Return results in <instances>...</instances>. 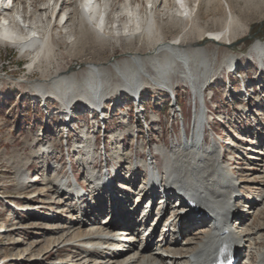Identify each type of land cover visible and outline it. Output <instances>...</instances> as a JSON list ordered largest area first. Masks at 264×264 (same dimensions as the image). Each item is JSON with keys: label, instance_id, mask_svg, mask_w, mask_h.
Masks as SVG:
<instances>
[{"label": "bare ground", "instance_id": "6f19581e", "mask_svg": "<svg viewBox=\"0 0 264 264\" xmlns=\"http://www.w3.org/2000/svg\"><path fill=\"white\" fill-rule=\"evenodd\" d=\"M1 1L4 0H0V10L4 11L6 7ZM173 1L176 8L168 7L165 12L166 20L160 21L157 17L158 0H146L145 5L139 0H124L122 7L116 8L110 13V18H108L107 12L111 9V0H75L79 10L76 14L77 22L75 29L70 30V38L65 41L69 43L70 47L67 53L72 57L77 58V55L72 51L76 45L90 51L89 59L77 62L84 67L82 79H77L73 69H63L55 70L48 76L29 80L35 94L41 97L56 98L66 111L64 113L67 114L75 100L78 99L85 102V105L91 109L97 110L104 106L108 93L127 92L131 99H136L148 82L169 92L172 90L170 76L174 73H177L194 92H197L198 96H195V99L201 100L200 112L194 113L192 133L187 134L185 140L180 137L170 147L165 142L153 144L148 150V154L152 158L150 161L147 158L136 157L133 168H139L142 165L149 172L150 179L143 182L144 185L141 187L138 184L134 187L129 185L133 172L129 177H125L123 184L126 191H119L118 196L123 197L122 203L128 207L126 212L122 209L120 213H113L109 220H105L106 216L98 218L97 216L104 209L102 208V198L87 203H85L86 199L78 200L79 205L75 204L72 210L76 216L75 222L74 220H61L57 217L55 220L51 216L44 215L42 211V213L38 212L39 215H43L39 219L35 218V222L44 220L58 224L43 227L50 231L45 235V239L55 236L57 244L65 239L66 230L80 231L77 230L79 224H84L93 216V218L99 219V225L98 222L93 221L86 229V233L67 241V246H81L83 249L79 254L83 255L74 256V261L70 260L69 263L61 260L55 264H211L221 257L240 253L244 255L247 263L257 261L256 264H264V246L259 245L264 240V220L257 221L256 218L259 213L264 212V188H261V192L257 194L248 192L250 184L264 186L263 143L261 141V143L256 142L253 146L248 145L251 148L247 147L242 154L244 157H249L254 165H257L256 170L251 173L261 177L260 182H257L255 179H242L235 172L234 164L236 163L233 164V161L227 158L230 143H227L223 136L219 135L224 140L223 143L217 137L206 141V133L202 134V124L205 119L202 114L205 106L208 107V102L204 99V104L202 103V94L206 91L211 79L219 73L221 65L218 68L214 67L215 60L209 56L205 46L197 42H185L186 34L191 29L196 30L198 35L205 32V28L200 27L196 19V11L201 0H193V5H190V0ZM215 1L224 3L228 18L226 17L227 20L224 21H221L219 17V19H211L213 23L217 22L216 26L217 24L219 26V32L213 40L229 44L235 37L236 28L241 25V20L235 16L236 14L232 15L227 0ZM261 1L264 2V0ZM211 2L213 0H207L206 4L209 6ZM249 4L248 6H250ZM251 4L253 5V3ZM58 5L59 0H45L41 9L46 14H42L43 17L40 15L36 21H32L26 14H20L21 10L16 4H13L10 6L11 9L7 8L9 10L7 15L0 18V43L6 40L9 44L17 47L20 54L30 59L28 67L40 62L50 65L57 45L52 36L54 27L62 24V29L66 28V24L71 21L72 17L74 18V13L69 12L64 16L65 19L62 18V22L60 20L55 23L54 17ZM182 17L187 19L189 26L186 24L184 28L180 29L177 36L168 38L167 33L175 32L176 28L180 26L179 20ZM113 34L117 37L123 36L127 44L125 57L119 60H112L111 54L103 56L108 50L110 37ZM136 39L146 46L144 51L133 49ZM248 51L254 53L259 63H264V39L253 40ZM238 60H240L239 56L230 53L225 57L223 63L228 69H231L239 63ZM107 67L112 73L105 70ZM244 109L246 107H242V113H244ZM209 118V115L206 116V121L211 127ZM127 132L130 131H125V133ZM116 133V137H121L124 132ZM82 136L83 140L80 142L82 144L78 143L76 147L83 146L84 151L76 157V160L84 169L90 170L89 162L94 159L96 153L94 136L87 129L83 130ZM224 144H226L225 149L223 148ZM140 145L143 148V144L140 143ZM121 149L114 150L110 155L116 163L109 168L112 172L115 171L117 165H120L122 158L128 159L129 162L134 161L132 152ZM55 150L52 142H45L40 144L35 152L41 157L40 161L44 166L47 163L45 157L54 154ZM245 154H249V156ZM44 155L46 156L44 157ZM160 159L161 162H159ZM260 160L263 161V165L259 163ZM27 164L28 162L19 163L15 168L18 187H23V184L26 183ZM58 168V165L53 164L54 171L51 176L46 175V179H51L57 185L59 195H65L64 191H66L75 197L80 191L77 188V182L74 180L72 183L74 188L72 185H68V178H66L68 176L59 175ZM156 172L158 174H155ZM146 186L148 191L141 197V192L146 189ZM156 187L167 188L169 193L177 188L185 189L191 193L195 205L200 208L199 211L192 215L189 212L192 207L184 204V211L188 212L183 216L177 213L168 226L165 224L160 228L161 217L156 222L154 217H150L160 212L158 208L161 200L153 201L151 205L148 201ZM111 195L109 194L108 197ZM13 200L17 202V198H13ZM2 201L9 202L10 200ZM144 202L146 204L142 205ZM169 202H166L165 210H174L169 206ZM5 204L11 207L12 211L10 212L13 214L21 211V215L17 214V216L25 223L29 204L23 203V206L20 207L15 204ZM57 208L59 209L58 206ZM149 210L151 211L148 212ZM69 211L71 212L70 209ZM174 211L176 212L177 209ZM22 212L25 214L22 215ZM216 212L225 215L231 213L234 219L215 231L213 224L209 223L211 219L207 220L205 215ZM11 223H17L16 219ZM177 223H179L178 227ZM229 225L236 227V230L230 232ZM17 227L21 228L22 226ZM5 231H8L6 227H0V233ZM184 236L187 239H184ZM257 246L260 247L257 248ZM79 260L82 263H79ZM5 262V259H0V264H5Z\"/></svg>", "mask_w": 264, "mask_h": 264}, {"label": "rangeland", "instance_id": "374dc122", "mask_svg": "<svg viewBox=\"0 0 264 264\" xmlns=\"http://www.w3.org/2000/svg\"><path fill=\"white\" fill-rule=\"evenodd\" d=\"M123 1L111 0L112 6L109 9L110 11L107 12L108 18H110V13L116 8L122 7ZM139 1L144 5L146 4V0ZM206 1L201 0L196 11L197 23L200 27L205 28V32L198 35L196 30L191 29L186 34L185 42H197L205 46L209 56L215 60L214 67L218 68L221 65L219 73L216 74L215 79L209 86V90L213 91V98L209 102V106L215 108L213 109L214 116L216 115L218 119L222 120V122L217 121L215 127L218 128L221 136L226 137L227 140H224L227 143H231V146L229 145L228 147L227 158H230L233 164L236 163L234 164L235 172L242 179H255L260 182L261 177L258 174H251L256 170L257 165H254V162L249 157H244L242 154L244 149L247 147L251 148L248 145H255L259 135H261L264 148V82L259 83L256 81L253 84L256 93L250 94L253 98L250 97L249 102H246V99L243 101L242 98L245 97L241 98L242 95L240 93L242 84L238 78H232L231 75L234 74L224 65L223 61L228 54H236L240 58L236 66L243 69L241 74H246L248 80L253 78V75L255 76L258 60L254 53L248 50L253 40L264 39V2L261 0H227L230 12L233 13L232 15L236 14L235 16L241 20V25L236 28L235 37L231 40V43L243 38L241 42H237L230 47L229 44L231 43L223 44L213 40L219 32V26L218 24L216 26L217 22L213 23L211 19L220 18L221 21H224L228 18L224 3L213 0L208 6ZM44 2L45 0H4L2 4L6 7L4 9L5 15L9 11L7 8L11 9L10 6L16 4L18 9L21 10L20 14H26L29 20L36 21L40 15L43 17L42 14L44 12L41 8ZM189 3L193 5L194 2L190 0ZM158 7L157 17L162 21V19L166 20L165 12L167 8L172 7L175 9L176 4L173 0H158ZM78 11L75 0H59L54 17L55 21H53L57 23L61 20L62 22V18L65 19L64 16L69 12L74 13V18L72 17L71 21L66 24V28L62 29V24L54 27L52 36L57 45L54 50V56L50 60V65L40 62L28 67L30 59L20 54L21 52H18L17 47L7 42L4 44L0 43V227L8 229V231L0 233V259H5V264H55L61 260L69 263L70 260L74 261V256L80 257L83 255L79 254V252L82 253L81 250L83 248L81 246H67V241H71L78 235L86 233L87 223L83 226L79 224L77 230L80 231L64 230L66 236H64L65 239L59 245L56 243L55 236L53 238L45 239V237H40L36 239L41 234L40 231H37L42 228L39 225H46L47 223L38 225L33 218H30L28 223L27 221L24 223L18 217L21 215V211L13 214L10 212L12 211L11 207L5 204H15L17 207L23 206L25 202L18 204L13 198L20 200L22 198L20 196L24 194L30 197V201H32L30 203L37 204L40 202L53 208L55 204L52 201H60V210L64 208V213H66L65 211L69 209L72 197H56L55 190L44 183V178H42L44 171L40 166H37V172L32 175V178L35 179L34 186H30V184H28L29 186L26 185L25 188L17 186L15 168L19 163L28 162L29 170L31 167L33 170V167L41 159L35 152L40 144L47 141L52 142L56 149L55 154L47 157L51 161L58 159L61 161L62 166H66L68 165V159L73 164L77 163L76 157L81 150L74 151L72 144L75 140L80 141L82 139L81 133L84 128H87L93 136H96V142L99 145L102 133L98 130L105 126L106 144L109 153L120 145L124 151L129 150L140 156L147 155L146 149L152 146V143L165 142L170 147L175 140L178 141L177 139L182 137L184 130L188 133L192 129L193 112L196 109L192 107L193 100L190 97L189 88L186 86L188 83L182 80L177 73H174L171 74L169 81L171 82V89H174L176 100L165 91L166 89L153 90L149 87L145 89L143 102L140 105H134L127 92L121 94H117L119 91L117 93H108L106 96L108 99L105 102V115L107 116L105 122L99 118L98 112H92L84 102L78 100L73 106V109L77 108V111L72 110L73 116L70 121L73 129L69 131L70 133L65 131L68 123L66 118L69 114L64 113L66 111L63 109L61 102L54 97H41L35 94L29 84V80L48 76L55 70L63 69H73L72 71L77 79H82L84 67L77 62L82 59H89L90 51L82 49L80 45H76L72 51L77 55V58L72 57L67 53L70 47L69 43L65 41L70 38V30L72 28L75 29ZM186 24H188L187 19L182 17L179 20L180 26L176 28L174 33H167V37L174 38L177 36L180 29L184 28ZM248 35H252V37L245 38ZM111 36L108 50L103 56L111 54L112 60L124 58L127 44L123 36L117 37L115 34ZM133 44V49L140 51L146 49V46L140 41L138 42L137 39ZM105 70L112 73L108 67ZM148 84L154 85L148 82L144 86ZM228 84H230L229 93L226 92ZM174 101L177 103L175 107H172L171 103ZM242 107H246L244 113H242ZM74 114L75 119L73 120ZM211 125L214 128L213 122H211ZM128 130L130 132L125 133ZM122 131L124 133L121 138L111 137L112 134ZM42 135L44 136L43 138ZM205 138L209 140V136H205ZM66 139L68 141L65 143ZM140 143L143 144V148ZM245 155L249 156V154ZM259 163L262 164L263 161L260 160ZM48 172L50 173V170ZM42 182L43 184L40 185L39 183ZM261 188H264V186L259 187L258 184L254 183L250 184L249 190H245L250 191L252 194H257L261 192ZM4 199L10 201L4 202L2 201ZM23 214L25 213L22 212ZM79 218L81 220L80 215ZM256 218L257 221L259 219L260 221L264 220V212L262 214L259 213ZM14 219H16L17 223L12 224L11 222ZM75 219L76 216L74 214V222ZM78 221L77 223H80ZM29 225H31V231L28 232ZM17 226L22 227L18 228ZM25 226L26 228H24ZM13 228L17 229L13 230ZM184 239L187 238L184 236ZM54 244H57V246H54ZM62 245L69 247L70 252L65 251V249L68 250L67 248L57 252L58 249L56 247ZM259 245L264 246V240ZM260 246H257V248ZM42 258H45V260H42ZM79 263H82V261L79 260Z\"/></svg>", "mask_w": 264, "mask_h": 264}, {"label": "water", "instance_id": "95a60500", "mask_svg": "<svg viewBox=\"0 0 264 264\" xmlns=\"http://www.w3.org/2000/svg\"><path fill=\"white\" fill-rule=\"evenodd\" d=\"M249 37H252V35H248V36H246L245 38H249ZM242 40H243V38H242V39H239L238 41L233 42V43H231V44H229V45H230V47H232V46H234L237 42H241Z\"/></svg>", "mask_w": 264, "mask_h": 264}]
</instances>
